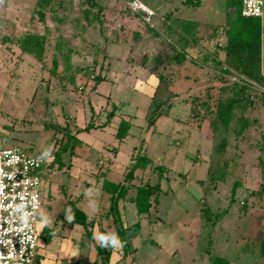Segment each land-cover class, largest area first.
I'll return each instance as SVG.
<instances>
[{
    "label": "rangeland",
    "instance_id": "1",
    "mask_svg": "<svg viewBox=\"0 0 264 264\" xmlns=\"http://www.w3.org/2000/svg\"><path fill=\"white\" fill-rule=\"evenodd\" d=\"M126 1L0 0V147H31L35 157L51 162L42 176L38 229L47 219L54 234L49 242L39 238L38 264H214L216 257L227 264H264V84L225 65L218 49L240 0H201L196 7L141 0L161 16L151 25ZM174 9L179 22H172L173 31L186 37L171 44L162 18ZM262 25L264 72V13ZM28 33L45 36L40 59L15 42ZM197 41L193 62L177 66L173 54ZM214 52L220 61L212 59ZM206 87L210 111L193 116L191 96L207 99ZM229 99L234 109L225 126L215 110ZM113 109L106 126L77 134L82 143L74 141L62 155L63 168L56 169L52 159L66 140L64 127L74 133L92 115L101 124ZM152 113L159 116L149 125ZM121 118H130L131 127L119 141ZM139 149L152 164L138 170L132 183L158 184V200L140 215L129 200L134 190L128 191L120 212L129 253L104 247L112 250L105 260L91 245L96 240L71 217L85 210L89 225L90 215L104 213L101 181H122ZM46 150L50 155L41 159ZM158 165L166 167L162 177ZM100 169L108 172L97 183ZM205 206L211 219L216 211L228 212L212 225ZM109 227L115 233L112 222Z\"/></svg>",
    "mask_w": 264,
    "mask_h": 264
},
{
    "label": "trees",
    "instance_id": "2",
    "mask_svg": "<svg viewBox=\"0 0 264 264\" xmlns=\"http://www.w3.org/2000/svg\"><path fill=\"white\" fill-rule=\"evenodd\" d=\"M43 2H48V0H41ZM182 5L186 6H200L201 0H182ZM229 7L233 6V1H228ZM241 5L242 0L237 1L236 6H234L233 10V19L231 25L227 28L225 32V42L219 46V50L224 54V64L228 67L235 68L239 73L244 75L249 80L264 84V74L262 72V17H244L241 15ZM43 15L41 14V17ZM165 25V24H164ZM163 25V26H164ZM166 28L169 29V24L166 23ZM8 40V39H7ZM18 47L21 52L28 53L34 56L37 59L42 57L44 52V43L45 36L42 34H33L28 33L23 36L17 37L15 39ZM172 58L176 62H182L186 59V55L184 51H176ZM213 60H218V53H213ZM220 61V59H219ZM162 78V75H160ZM102 79L97 78L96 83H99ZM210 87H206V97L207 99H201L200 96H191V100L195 103L193 105L191 111H194L193 116H197L199 114V110L203 109L206 112L210 111L209 97H211L210 93H208ZM242 99V96L238 97ZM193 104V103H192ZM115 108V106L113 105ZM234 109V101L229 99L225 102H217L216 110H215V118L223 125H228L230 121V117L232 115V111ZM93 111V110H92ZM156 111V108L153 110ZM114 109L109 111L106 115V120L101 124H95L93 122V115L91 116L90 121L84 127H77L74 133L69 131L68 126H65L63 130V136H66V140L60 149H57L54 153L53 162L57 163L58 170L62 169L64 163L62 161V155L68 151H71L73 147V142H81L76 134L82 131H89L92 128L104 127L109 123L110 118L112 117ZM159 115H155L152 113L149 125L154 124L156 118ZM131 127L130 118H121L115 132V136L119 141H122L129 132ZM48 128V127H46ZM28 152L32 153L31 147L25 148ZM71 154V153H70ZM72 156V154H71ZM41 168V174L44 176L46 171L50 170L51 162H45L44 160ZM152 164V160L144 153H141V150H137L132 154L130 163L127 166L124 177L122 181L114 182L108 178H103L101 181V189L103 192L108 194L109 206L107 209V214L112 221L113 227L115 229V234H117L120 240L123 242V251L124 255L129 253V244L128 238L126 235V227L123 225V221L121 218V214L119 211V201L124 199L129 190L133 189L134 194L129 198L135 204L137 213L140 215H145L150 212L152 203H156L158 200L157 192L160 190L158 184L151 185L148 181L143 182L139 185H135L132 183L134 177L136 176V172L138 170H144L149 165ZM70 166V164L68 165ZM159 171V176L162 177V174L166 167L164 165H158L157 167ZM236 185V183H235ZM234 185V186H235ZM235 187L232 188L231 191V199L228 203L229 205L232 203V199L234 196ZM75 207V206H73ZM228 207L216 211L213 214V218L209 217L210 210L208 206L203 207L201 210L207 219H210L212 225H215L219 219L228 212ZM75 211L76 208H74ZM77 214V215H76ZM72 220L79 221L83 224L86 234L91 236L89 225L85 219V217L77 212L72 217ZM53 235V228L44 225L43 230L40 232V238H43L45 242H49ZM94 247L97 249V254L101 257L103 256L105 260H108L112 250V247H109V250H106L104 247H101L100 244H94ZM264 249V246H262ZM38 254L35 258L34 263L37 261ZM103 259V258H101ZM108 264V263H107ZM214 264H227V260L222 257H216L214 260Z\"/></svg>",
    "mask_w": 264,
    "mask_h": 264
},
{
    "label": "built area",
    "instance_id": "3",
    "mask_svg": "<svg viewBox=\"0 0 264 264\" xmlns=\"http://www.w3.org/2000/svg\"><path fill=\"white\" fill-rule=\"evenodd\" d=\"M126 6L152 24L154 9L141 0ZM264 0H242L241 15L262 17ZM43 161L18 145L0 147V264H34L40 230Z\"/></svg>",
    "mask_w": 264,
    "mask_h": 264
},
{
    "label": "crops",
    "instance_id": "4",
    "mask_svg": "<svg viewBox=\"0 0 264 264\" xmlns=\"http://www.w3.org/2000/svg\"><path fill=\"white\" fill-rule=\"evenodd\" d=\"M155 10V12H156V15L155 16H160L159 14H158V10H156V9H154ZM176 10L177 9H174V10H170L169 12H167V19L165 20V18H162L164 21H166V23L167 24H169V32H168V34H167V38L169 37V41L171 42V44H174L175 42H180V39L181 38H185L186 37V35L183 33V32H178L177 30V32H178V34H177V32L175 33L174 31V29H175V26H173L172 25V22L174 21V22H179L178 21V18L176 17ZM160 18H161V16H160ZM189 22H191L190 24H192V25H194L195 27H196V25L198 24V23H200L199 21H194V20H189V21H187V23H189ZM174 30V31H173ZM195 30H197V29H194L193 31H195ZM200 46V43L197 41L195 44H185V47H183L184 49L182 50V51H184L185 52V55H186V59L184 60V61H182V62H176L177 64V66H182V67H188L189 66V64L191 63V62H193V57L192 56H196V53H197V55H198V50H197V48ZM178 48V47H177ZM212 57H213V55H212ZM179 64V65H178ZM166 67H170V66H172L173 67V64H167V65H165ZM177 66H174L175 68H178ZM192 72H193V70H191ZM263 74H264V72H263ZM177 77H178V75H177ZM185 78H187L188 79V76H186L185 75ZM188 80H191V79H188ZM193 81V80H192ZM190 94V93H189ZM78 134V133H77ZM77 134H76V137H77ZM78 138V137H77ZM81 141V140H80ZM82 143V142H81ZM116 148V147H115ZM117 150V149H116ZM116 152V151H115ZM70 163V168H71V166H72V164H71V162H69ZM107 172H108V169H100L99 171H98V174H96V178H97V183H100L99 181L101 180V177H105V175L107 174ZM101 176V177H100ZM83 195V194H82ZM131 197V196H130ZM82 199V198H81ZM103 199H105L104 200V206H103V212L104 213H102V214H99L98 215V212H94L95 214H94V216L93 215H90V218L89 219H91L92 220V223L91 224H89L90 226H89V230H90V233H91V237L93 238L94 237V234L95 235H100V234H108V232L109 233H111L112 232V229L109 227V224L112 222H110L109 221V219H110V217H109V215L107 214V209H108V206H109V199H108V194L106 193V195L105 196H103ZM122 200H125V199H122ZM130 200V199H129ZM71 200H69V201H67V202H70ZM121 201V200H120ZM120 201H119V211H120V208H121V204H120ZM74 206H75V204H74ZM86 211H88V212H90L91 210H88V209H86ZM79 212L85 217V219H86V221H87V213L85 212V210H79ZM120 214H121V212H120ZM39 216H40V214H39ZM72 218V217H71ZM122 218V217H121ZM123 221V220H122ZM44 225L45 224H41V227H40V224H39V230H40V232L43 230V227H44ZM123 225H124V223H123ZM48 227H49V225H47ZM86 233V232H85ZM54 234V233H53ZM53 236V235H52ZM94 239V238H93ZM94 244H99L98 242H97V240H96V242L95 241H92L91 242V245H93L94 246ZM113 250V249H112ZM111 254H112V252H111ZM38 259H37V261L34 263V264H38L39 263V256L37 257Z\"/></svg>",
    "mask_w": 264,
    "mask_h": 264
},
{
    "label": "clouds",
    "instance_id": "5",
    "mask_svg": "<svg viewBox=\"0 0 264 264\" xmlns=\"http://www.w3.org/2000/svg\"><path fill=\"white\" fill-rule=\"evenodd\" d=\"M50 153L46 150L42 153L41 159H46ZM49 221L47 219L44 220V224L47 225ZM97 242L100 244L101 247H112V248H122L123 242L120 240L119 236L115 233H108V234H100L95 235L93 237ZM3 257H0L2 259Z\"/></svg>",
    "mask_w": 264,
    "mask_h": 264
}]
</instances>
